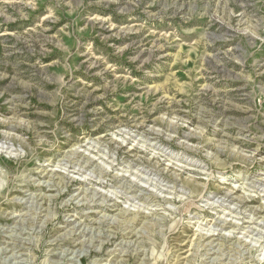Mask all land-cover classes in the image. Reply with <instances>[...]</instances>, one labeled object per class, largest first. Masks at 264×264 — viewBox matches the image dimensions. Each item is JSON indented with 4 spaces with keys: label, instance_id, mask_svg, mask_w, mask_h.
<instances>
[{
    "label": "rangeland",
    "instance_id": "rangeland-1",
    "mask_svg": "<svg viewBox=\"0 0 264 264\" xmlns=\"http://www.w3.org/2000/svg\"><path fill=\"white\" fill-rule=\"evenodd\" d=\"M263 207L264 0H0V264H264Z\"/></svg>",
    "mask_w": 264,
    "mask_h": 264
},
{
    "label": "bare ground",
    "instance_id": "bare-ground-1",
    "mask_svg": "<svg viewBox=\"0 0 264 264\" xmlns=\"http://www.w3.org/2000/svg\"><path fill=\"white\" fill-rule=\"evenodd\" d=\"M88 164V163H87ZM59 175V174H58ZM133 190V189H132ZM230 193V192H229ZM231 197V196H230ZM231 199V198H230ZM255 211V210H254ZM264 214V207L256 210V215ZM254 215V213H253ZM196 217V216H195ZM261 217V216H260ZM263 217V216H262ZM223 223V222H222ZM221 225V224H220ZM224 225V224H223ZM222 227V226H221ZM117 231V230H116ZM122 233V232H121ZM205 237V236H204ZM207 237V236H206ZM206 239V238H205ZM217 239V238H216ZM221 239V238H220ZM201 241V240H200ZM101 242V241H100ZM243 249V248H242ZM6 250V249H5ZM231 250V249H230ZM233 251V250H232ZM244 251V250H243ZM14 258V257H13Z\"/></svg>",
    "mask_w": 264,
    "mask_h": 264
}]
</instances>
